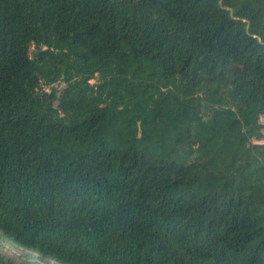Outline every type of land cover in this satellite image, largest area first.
<instances>
[{"label": "trees", "instance_id": "16d2710c", "mask_svg": "<svg viewBox=\"0 0 264 264\" xmlns=\"http://www.w3.org/2000/svg\"><path fill=\"white\" fill-rule=\"evenodd\" d=\"M263 117L264 0H0V234L29 253L264 264Z\"/></svg>", "mask_w": 264, "mask_h": 264}, {"label": "rangeland", "instance_id": "374dc122", "mask_svg": "<svg viewBox=\"0 0 264 264\" xmlns=\"http://www.w3.org/2000/svg\"><path fill=\"white\" fill-rule=\"evenodd\" d=\"M262 121H264V117L262 118ZM260 142H264V139L260 140ZM0 248L15 256L20 262L24 264H60L53 259L41 258L36 254L25 251L23 248L16 246L11 240L4 238L1 234Z\"/></svg>", "mask_w": 264, "mask_h": 264}, {"label": "water", "instance_id": "95a60500", "mask_svg": "<svg viewBox=\"0 0 264 264\" xmlns=\"http://www.w3.org/2000/svg\"><path fill=\"white\" fill-rule=\"evenodd\" d=\"M54 86H56L57 84H53ZM61 112H62V110H61Z\"/></svg>", "mask_w": 264, "mask_h": 264}]
</instances>
